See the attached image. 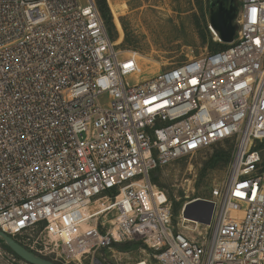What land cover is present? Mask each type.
Wrapping results in <instances>:
<instances>
[{
  "label": "built area",
  "instance_id": "built-area-1",
  "mask_svg": "<svg viewBox=\"0 0 264 264\" xmlns=\"http://www.w3.org/2000/svg\"><path fill=\"white\" fill-rule=\"evenodd\" d=\"M85 2L0 0V231L54 264H264V0L148 79ZM229 141L224 182L175 216L152 173Z\"/></svg>",
  "mask_w": 264,
  "mask_h": 264
},
{
  "label": "rangeland",
  "instance_id": "rangeland-1",
  "mask_svg": "<svg viewBox=\"0 0 264 264\" xmlns=\"http://www.w3.org/2000/svg\"><path fill=\"white\" fill-rule=\"evenodd\" d=\"M209 1L106 0L114 25V45L120 50L137 52L147 59L141 60L144 79L188 59L211 53L207 41H202L198 28L200 24L207 36L212 37L208 29ZM78 2L82 6L86 4L85 0ZM100 102L106 104L107 96L101 97ZM260 148L264 155V143ZM229 150L231 158L232 143H218L153 173L157 183L151 181L152 184L164 191L172 208H176L175 216L185 203L193 199H209L212 190L224 182L230 160L226 164L210 163L205 171L203 169L214 156L227 154ZM17 242L21 244L20 237H17ZM131 250L127 258L137 259V248ZM126 263L130 264V261L126 260ZM0 264L25 263L15 260L0 246Z\"/></svg>",
  "mask_w": 264,
  "mask_h": 264
},
{
  "label": "water",
  "instance_id": "water-1",
  "mask_svg": "<svg viewBox=\"0 0 264 264\" xmlns=\"http://www.w3.org/2000/svg\"><path fill=\"white\" fill-rule=\"evenodd\" d=\"M215 6L217 7L213 10V7ZM209 10V24L218 34L221 43L225 45L232 43L235 35V26L233 21L238 12L234 0H216L214 3H210ZM196 205L207 206L209 208V213L211 212L212 205L210 203L203 200H197L192 203H188L185 206V216L188 213V209ZM207 220L205 222H207ZM0 240H2L4 245H6V247H8V249L25 264H54L51 261L40 258L28 251L16 240L2 231H0Z\"/></svg>",
  "mask_w": 264,
  "mask_h": 264
},
{
  "label": "trees",
  "instance_id": "trees-1",
  "mask_svg": "<svg viewBox=\"0 0 264 264\" xmlns=\"http://www.w3.org/2000/svg\"><path fill=\"white\" fill-rule=\"evenodd\" d=\"M95 6L100 14V17L104 23V26H105V29H106V32L110 38V40L113 42V31H114V25H113V22H112V17H111V14H110V10L108 8V5L106 3V0H95ZM198 28L199 30L201 31V39L203 42H206L207 41V44L209 45L210 47V51L211 52H216V51H219V50H223L225 48H227V45L225 44H219V43H214L211 39L207 36L206 34V30L204 28L201 27L200 24H198ZM207 37H208V40H207ZM230 160V150L229 152L226 154H218L217 156H214L211 161L209 163H207L203 169V171L206 170V167L211 164H217L219 162H222L224 164L228 163V161ZM159 169H156L154 172L158 171ZM153 172V173H154ZM153 173H152V178H151V181L154 182V183H157L156 182V179L155 177L153 176ZM173 213L176 214V208H173ZM178 213V211H177ZM0 246L1 248L9 253L10 255L13 256V258L15 260H17L18 262H22L18 257H16L9 249L8 247H6V245H4L3 241L0 240ZM121 249H127L129 248V245L128 244H124L120 247Z\"/></svg>",
  "mask_w": 264,
  "mask_h": 264
},
{
  "label": "flooded vegetation",
  "instance_id": "flooded-vegetation-1",
  "mask_svg": "<svg viewBox=\"0 0 264 264\" xmlns=\"http://www.w3.org/2000/svg\"><path fill=\"white\" fill-rule=\"evenodd\" d=\"M215 1H216V0H210V1H209V5H210V3H214ZM234 3H235V6H236V8H237V10H238V8L240 7V2H239V0H234ZM216 7H217V6L213 7V10H215ZM208 10H209V6H208ZM209 12H210V10H209ZM209 14H210V13H209Z\"/></svg>",
  "mask_w": 264,
  "mask_h": 264
},
{
  "label": "bare ground",
  "instance_id": "bare-ground-1",
  "mask_svg": "<svg viewBox=\"0 0 264 264\" xmlns=\"http://www.w3.org/2000/svg\"><path fill=\"white\" fill-rule=\"evenodd\" d=\"M116 8H117V7H116ZM139 59L142 60V59H146V58H144V57H142V56L139 55ZM146 60H147V59H146Z\"/></svg>",
  "mask_w": 264,
  "mask_h": 264
}]
</instances>
